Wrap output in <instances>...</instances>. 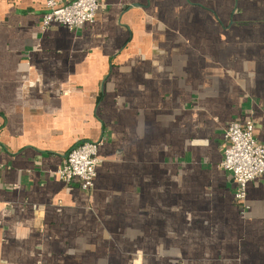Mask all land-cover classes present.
Masks as SVG:
<instances>
[{
	"label": "crops",
	"instance_id": "obj_1",
	"mask_svg": "<svg viewBox=\"0 0 264 264\" xmlns=\"http://www.w3.org/2000/svg\"><path fill=\"white\" fill-rule=\"evenodd\" d=\"M98 1L0 0V264H264V179L243 206L220 167L231 122L264 144V0ZM82 142L88 192L55 175Z\"/></svg>",
	"mask_w": 264,
	"mask_h": 264
},
{
	"label": "built area",
	"instance_id": "obj_2",
	"mask_svg": "<svg viewBox=\"0 0 264 264\" xmlns=\"http://www.w3.org/2000/svg\"><path fill=\"white\" fill-rule=\"evenodd\" d=\"M46 13L42 27L48 29L54 24L62 25L70 31H77L88 23H93L101 8L98 0H44ZM254 120L231 122L225 131L222 145V170L231 174L236 184L235 201H246L249 183L264 179V144L256 136ZM101 143L82 142L67 154L55 175L68 186L78 184L83 191L95 187L97 168L101 163L98 153Z\"/></svg>",
	"mask_w": 264,
	"mask_h": 264
}]
</instances>
